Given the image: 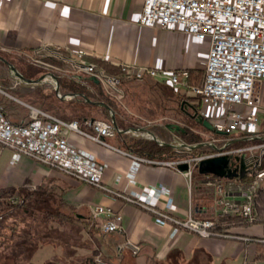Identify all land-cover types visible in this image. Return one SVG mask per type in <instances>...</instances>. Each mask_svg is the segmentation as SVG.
I'll return each mask as SVG.
<instances>
[{
	"label": "crops",
	"instance_id": "0c3cea01",
	"mask_svg": "<svg viewBox=\"0 0 264 264\" xmlns=\"http://www.w3.org/2000/svg\"><path fill=\"white\" fill-rule=\"evenodd\" d=\"M142 2L0 0V54L30 78L50 69L30 64L23 66L19 61L22 52L31 53L40 46H57L66 55L82 47L86 50L84 58L87 61L111 73H118L122 62L151 66L160 71L187 68L189 81L199 82L206 59V44L178 29L161 30L140 25L138 16ZM43 53L61 68L52 70L56 72L59 90L77 92V98L56 96L47 82H20L0 65L3 112L16 123L32 120L35 112L65 120L77 118L79 128L89 132L86 120L93 118L90 114L93 108L83 103L86 100L82 94L93 100L101 99L102 84L95 82L84 70L73 69L68 61L46 56V49ZM131 82L157 91L152 99L154 103L148 101V107L141 108V119L153 118L150 115L158 111L166 113L172 109L174 94L181 96L182 87L169 84L163 75L121 78L123 87ZM260 92V107H264V81ZM183 97L188 107L199 106L194 96L183 94ZM79 111H86V116H78ZM115 113L120 127L134 124L128 113L116 110ZM130 113L138 116L135 110ZM95 118L110 120L103 116ZM163 130L162 133L178 136L176 131ZM137 137L116 131L104 137L108 143L104 145L81 131L69 132V141L80 154L101 165L102 186L63 174L54 166L0 142V190L12 189L14 194L34 190L46 197H57L60 203L66 202L70 211L69 217L57 223L60 235L43 240L31 251L33 260L27 261L34 264H228V260L233 259L241 264L247 258L264 264V227L260 222L248 223L235 217L232 221L220 222L223 234L200 236L165 216L183 219L189 208L195 217L213 215L217 192L213 183L207 181L219 175L200 172L197 163L187 176L184 170L188 165L184 161L169 165L132 152L128 143ZM182 164L186 167L181 168ZM193 169L197 172L194 180L191 179ZM93 203L110 206L120 213V228L101 231L99 221L102 218H93L89 211ZM41 245L51 246V251L35 252ZM132 245L138 246L136 252L132 251ZM97 257L102 261H97Z\"/></svg>",
	"mask_w": 264,
	"mask_h": 264
},
{
	"label": "built area",
	"instance_id": "2783aa9c",
	"mask_svg": "<svg viewBox=\"0 0 264 264\" xmlns=\"http://www.w3.org/2000/svg\"><path fill=\"white\" fill-rule=\"evenodd\" d=\"M138 23L161 30L178 29L193 39L206 44V59L199 82L189 81L187 68L158 70L151 66H132L119 63V72L111 73L103 66L84 58L86 50L79 47L66 55L55 47L40 46L33 52H22L31 64L50 70H61L47 54L68 61L73 69H82L96 77L105 90L114 97L122 94L123 76L142 78L163 75L169 84L182 87L181 94L194 96L198 113L208 119L214 131L209 141L226 144L221 150L191 154L180 159H156L175 165L187 163V176L191 168L202 158L227 154L243 158L251 170L245 178L217 176L213 183L217 196L214 214L195 217L189 208L185 218L165 215L200 236L223 234L214 229L222 217H237L240 221L254 222L258 217L256 194L264 187V129L260 123L261 84L264 81V0H143ZM90 131H83L77 119H61L35 112L32 120L13 122L0 105V142L30 155L33 159L48 163L60 172L102 186L101 165L85 158L69 141L71 130L83 132L89 138L108 145L105 136L114 135L116 128L110 120L87 119ZM244 140L245 143L236 144ZM221 144V145H222ZM126 198L137 201L135 198ZM12 203L22 202L19 194L9 196ZM93 218L99 221L100 230L109 232L120 228L121 214L110 206L93 203L89 206ZM0 218L2 214L0 213ZM137 245H132L136 252ZM97 261H102L100 257ZM241 264H260L256 260L243 259Z\"/></svg>",
	"mask_w": 264,
	"mask_h": 264
},
{
	"label": "rangeland",
	"instance_id": "374dc122",
	"mask_svg": "<svg viewBox=\"0 0 264 264\" xmlns=\"http://www.w3.org/2000/svg\"><path fill=\"white\" fill-rule=\"evenodd\" d=\"M19 57H21V59H19V61L21 62V64H23V66H25V65L28 66V64L33 66V64H31L28 60L25 59L23 53H22V56H19ZM10 62H12V61H10ZM13 65L17 68V66L14 63H13ZM36 67H38V66H36ZM7 71L10 74L8 67H7ZM49 71L56 74V72H54L52 70H49ZM41 73H43V72H41ZM145 86H146L145 84L136 83V82H131V83H129L128 86H124V87L120 84V88L122 91V94L120 97H114V96L110 95L105 90V88L102 86V88H101V93H102L101 97L102 98L101 99L98 98V100L105 101L107 104H109L112 107L113 110L115 109L116 111H121L125 115L128 113L127 116H130L129 117L130 121L134 122V124H131L128 126L147 125L148 127H150L154 131L155 134H157L161 138L165 137V138L170 139V140L177 139V140L186 142L180 136V134L178 132V131H182V130H170L166 126V123H169V122L178 123L184 129L188 128L190 131L198 134L199 136H201L200 141H202V140L209 141L210 136L214 135L210 130H207L200 123H196L195 119L190 115V113L193 112V109L186 105L185 98L181 99V97L177 94H174V96H173L172 109H169L166 113L158 111L154 115H150L153 118H149L146 116L147 120L141 119L140 115L141 114L143 115L142 109H146L148 107V101H152L154 103L155 100H152V99L154 98L155 92H157L156 90L155 91L149 90ZM53 92H54V90H53ZM157 108L159 109L158 106H157ZM260 108H261L260 123H261V127L264 128V107L262 106ZM105 110L106 111L104 112V115L100 114V112L97 110L96 111H90V114L94 115L95 117L103 116L104 118L110 119L109 111L107 109H105ZM115 110H114V114H115V119H116V117L118 118V116L116 115ZM131 110H135V113L138 114V116H134V117L131 116L130 115ZM154 117H157V118H154ZM75 119H77V118H75ZM145 121H149V122H145ZM153 122H159V124L153 125L152 124ZM128 126L126 125L122 128H125ZM167 128L170 131H176L175 133L178 136L171 135V133H169V134L162 133V130L163 129L166 130ZM128 133L134 134L137 136H144V135H141L140 132H136V133L128 132ZM186 143H192V142H186ZM214 143H216L217 145H221L223 143V141L214 142ZM200 146H203L204 148L196 149L197 147H195L192 149H184V148H175V149L181 153V156L191 155L192 154L191 152H195L196 154H199L200 152L213 151L214 150L213 148H211L208 145H200ZM196 175H197V172L195 171V169H193L191 179L194 180ZM259 202H261V201H259ZM66 205H67L66 202L60 203V199H58L57 197H55V198H52L50 196L46 197L42 194H40L36 200L30 202L27 205L29 215L28 214H26V215H24V214L20 215L19 214L16 216L17 217L16 218V224H15V227L13 228L15 231L14 234H16V235H14L13 239L17 240L18 242H17V245L14 247L16 249H18V247H20L19 249L29 250V248H31L33 246L34 247L39 246L42 243L41 240L42 241L45 239L47 240L49 238H52L54 235H60V232L58 229L59 224H57L58 222L55 220H58V218L63 219L65 214H67V215L70 214L69 207ZM15 210L16 211L21 210V206L15 208ZM258 210H260V209H258ZM262 210H260V211H262ZM0 213L2 214V217H4L8 213V210H6V209L0 210ZM19 213H21V212H19ZM52 217L55 218V220L51 221ZM68 226L69 225H67V227ZM29 230H31V231H29ZM9 234H10V232H9V230H7V231H3V233L1 235H4V237H5L4 239H6V236H8ZM28 235H30V236H28ZM45 235H47V236H45ZM41 246L42 247L39 248L38 250H36L35 252L48 253L51 251L50 250L51 246H49V245H41ZM8 253L9 252H7V250H6V244L3 242L2 244H0V264H9L13 261L12 256L9 255ZM32 254H33V252L28 254V255L30 256ZM28 255H26V256L22 255L23 259L33 260L34 255H32L30 257H28ZM227 263L228 264H237L236 261H234L233 259H229Z\"/></svg>",
	"mask_w": 264,
	"mask_h": 264
},
{
	"label": "trees",
	"instance_id": "16d2710c",
	"mask_svg": "<svg viewBox=\"0 0 264 264\" xmlns=\"http://www.w3.org/2000/svg\"><path fill=\"white\" fill-rule=\"evenodd\" d=\"M46 56L54 57L50 53L46 54ZM101 64L105 65V67L107 68L106 63L102 62ZM0 65H2L4 69H7L6 64L1 60H0ZM180 95H182L180 97H182V99H184L183 94H180ZM83 103L90 105L93 108L92 111H96V110H99L102 112L106 111L105 108L102 106H99L96 104H91V103L86 102V101H83ZM194 106L197 108L196 105H194ZM77 114H78V116H81V115L86 116V111L85 112L79 111V112H77ZM92 117L95 118L94 115H92ZM116 121H117L118 125L121 126L117 117H116ZM196 123H198V122L196 121ZM178 132H179L180 136L186 142H197V141L201 140V136L190 131L188 128H185L184 130L178 131ZM163 139L170 140V139H167L165 137H163ZM245 142L246 141H244V140H240V141L234 142L233 144L236 145V144H241V143H245ZM128 148L132 152H135L139 155L149 157L152 159H176L178 156H181V153L178 150H176L175 148H173L172 146L160 144L152 138L143 137V136H139V137L133 139L131 141V143H128ZM202 148H204V147L198 146L196 149H202ZM191 153L196 154L195 152H191ZM245 177H243V178H245ZM14 192L15 191L12 189L0 190V210H4V209L8 210V213L4 217L0 218V244H2L3 242L6 244V250H7V252H9L8 254L11 255L13 258V261L9 264H22L23 261H24V263H26L25 261L28 260V259L23 260L22 255H24V256L28 255L36 247L33 246V247L29 248V250L19 249L20 247H18V249H16L14 247L17 245V242H18L17 240L13 239L14 235H16V234H14L15 231L13 229L15 227V224H16V218H17L16 216L19 214L20 215L28 214L27 205L30 202L36 200L41 193L34 191V190H26V191L18 192V194L22 198V202L12 203L9 200V196L14 194ZM259 201H261V202H259ZM19 206H21V210L16 211L15 208H17ZM256 208L258 211V217L254 222H260L263 224V227H264V211H263L264 210V187H261L256 194ZM258 209H260V210L263 209V210L260 211ZM19 212H21V213H19ZM66 217H69V215L65 214L63 219L58 218V220H55V218L52 217L51 221L55 220L59 223L60 221H63ZM234 218L235 217H222V218H220V222L232 221V220H234ZM222 227H223L222 224H219L216 227H214V229L217 231H222L223 230ZM7 230H9L10 234L8 236H6V239H4L5 238L4 235H1V234L3 233V231H7ZM29 231H31V230H29ZM28 236H30V235H28ZM45 236H47V235H45ZM41 242H42V240H41ZM258 255L260 256V254H258ZM26 264H34V263L27 261Z\"/></svg>",
	"mask_w": 264,
	"mask_h": 264
},
{
	"label": "water",
	"instance_id": "95a60500",
	"mask_svg": "<svg viewBox=\"0 0 264 264\" xmlns=\"http://www.w3.org/2000/svg\"><path fill=\"white\" fill-rule=\"evenodd\" d=\"M0 60L6 64L10 74L13 77H15L17 80H19L20 82H26L29 84H34L37 82H48L51 84L56 96H58V97L72 96V97L77 98V92L70 91V90L60 91L59 87H58V81L56 79V75L50 71L43 72L40 75H38L37 77L30 78V77L24 76L13 65L12 62L7 60L1 54H0ZM48 76H50V77H48ZM90 78H92L95 82H98V79L96 77L91 75ZM82 96H83L84 100L91 102V103H94V104H97V105H100V106H103L105 109H107L109 111L110 121L114 125V127L116 128L117 132H132V133L140 132L141 135H144L148 138H152L160 144L170 145L173 148L192 149V148L198 147L200 145H208L215 150H221L226 145V144L217 145L216 143H214L212 141H207V140H202V141H197V142H192V143H186V142H183V141H180L177 139L164 140L161 137H159L157 134H155L154 131L150 127H148L147 125L128 126V127L122 128V127L118 126L116 119H115L114 110L112 109V107L109 104H107L103 100L90 99L84 94H82ZM192 109H193V112L190 113V115L195 119V121L200 123L206 129L214 131V128H213L211 122L208 119L202 117V115L200 113H198L197 108L194 105H192ZM166 126L170 130H184V128L182 126H180L178 123H174V122L166 123ZM228 163H229V156L227 154H218V155H214L211 157L202 158L198 162L197 165H198V170L200 172H212L216 175L226 176V177L239 176L240 178H243L245 176V165L243 163V158H241V167L239 170H237L236 168H233V169L230 168L228 166ZM180 167L185 168L186 164H182Z\"/></svg>",
	"mask_w": 264,
	"mask_h": 264
},
{
	"label": "flooded vegetation",
	"instance_id": "af4514ba",
	"mask_svg": "<svg viewBox=\"0 0 264 264\" xmlns=\"http://www.w3.org/2000/svg\"><path fill=\"white\" fill-rule=\"evenodd\" d=\"M243 163L245 165V175L251 170V166L243 159ZM228 166L230 168H236L237 170L241 167V158L235 156H229Z\"/></svg>",
	"mask_w": 264,
	"mask_h": 264
}]
</instances>
